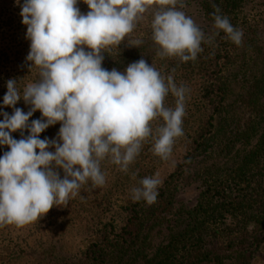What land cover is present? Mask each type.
Wrapping results in <instances>:
<instances>
[{"label":"trees","instance_id":"16d2710c","mask_svg":"<svg viewBox=\"0 0 264 264\" xmlns=\"http://www.w3.org/2000/svg\"><path fill=\"white\" fill-rule=\"evenodd\" d=\"M179 3L178 9L191 17L206 37L218 31L212 13L213 5L219 7L221 14L242 30V43L235 45L220 30L212 43L202 42L203 51L195 60L160 58L152 40V6L137 22L134 36L128 35L118 48L104 50L102 67L107 70L123 71L129 63L143 58L165 77L172 75L177 86L189 90L184 135L175 141L183 144L186 153L162 181L151 205L143 200L134 202L131 189L139 186L142 178L153 176L156 164L151 163L150 173L146 168L129 166L139 180L128 179L126 172L117 169L122 177L103 188L98 211H110L112 198L117 196L123 223L120 227L112 222L102 224L77 264H255L264 258V2L256 10L252 0ZM193 5L196 13L189 11ZM86 6L78 0L79 9ZM20 11L16 7L3 21L10 25L14 39L21 31ZM136 40L142 41L138 47ZM20 61L24 63L16 59L14 64ZM30 63L23 69L0 67V102L9 79L17 80L18 86L26 76L37 74ZM165 104L175 106L171 93ZM161 123L153 121V129ZM59 128V123L49 126L39 138L52 137ZM11 136L22 138L19 130ZM152 143L151 138L144 143L148 145V162H154ZM143 148L135 162L142 158ZM8 150V146H0V156ZM192 187L194 195L186 200ZM48 255L56 257L53 249Z\"/></svg>","mask_w":264,"mask_h":264},{"label":"clouds","instance_id":"9594fccd","mask_svg":"<svg viewBox=\"0 0 264 264\" xmlns=\"http://www.w3.org/2000/svg\"><path fill=\"white\" fill-rule=\"evenodd\" d=\"M83 2L89 9L86 14L77 7L78 0H24L20 5L30 40L26 59L30 69L38 68L39 79L22 90L17 80L7 81L3 105L13 107L22 99L31 107L26 113L20 108L11 115L0 112V146L9 149L0 156V227L37 221L52 207L67 205L89 182L103 186L106 179L100 165L106 158L127 172L149 138L154 155L170 159L176 139L184 135L189 90L143 58L123 71L102 67L104 50L118 48L150 7L155 6L152 40L160 58L195 60L203 51L202 42L212 43L220 30L235 45L242 43V30L215 5L212 15L218 31L206 37L178 9L179 0ZM141 42L136 40L135 46ZM169 93L175 97L174 107L165 104ZM36 111L41 118L29 123ZM156 120L162 123L153 129ZM57 123L56 138H39ZM17 130L19 140L11 136ZM57 169L63 171V178ZM161 183L159 173L142 178L131 189L132 200L151 205Z\"/></svg>","mask_w":264,"mask_h":264},{"label":"rangeland","instance_id":"374dc122","mask_svg":"<svg viewBox=\"0 0 264 264\" xmlns=\"http://www.w3.org/2000/svg\"><path fill=\"white\" fill-rule=\"evenodd\" d=\"M263 2L264 0H252V5L255 7L254 10L259 9ZM23 3L24 0H18V3L17 0H0V67L2 68L23 69L26 63L29 62L26 59L30 50V40L26 38L27 26L21 24L19 37L14 39L10 37L12 33L10 25L3 22L8 19L16 7L20 8ZM88 10V6L83 10L80 9L82 14H86ZM190 10L195 12V5L191 6ZM149 12H151V7L143 15ZM261 17L264 18L263 15ZM194 18L201 21L199 17ZM247 29L248 27L243 29L245 33H248ZM128 35L134 36V33L131 32ZM128 35L125 39L129 38ZM136 37L139 38L140 36ZM16 59H21L24 63L20 61L19 64H14ZM34 68L37 74L33 75L32 78L26 76L18 84V88L22 90L27 83L35 82L39 79V70L35 66ZM0 103H3V101ZM0 107V110L6 107L4 112L11 115L14 108H20L26 113L31 106L26 105L21 99L13 107L4 105ZM40 115L39 111L34 112L29 121L38 119ZM0 120H3V115H0ZM56 136L57 134L48 137V139H54ZM145 146L148 145L143 144V149H145ZM147 150L149 151V149ZM49 151H54V149L50 148ZM185 151L186 148L183 144L175 142L172 155L168 161H163L152 154L154 162H148L145 149V152L140 156L142 158H138L137 162L134 161L130 166L146 168L149 171V166H152L151 163L156 164L157 168L154 175L159 173V177L163 181L167 175L173 172L176 165L182 162ZM100 167L106 179L103 186L94 187L89 182L82 186L77 196L69 199L67 205L52 207L37 221L22 227L15 225L0 227V264H77L81 259L82 252L90 242H93L95 232L101 228L102 224L112 222L116 227H120L123 223V214L117 208L120 205L119 197L115 196L112 198L114 206L112 205L110 211L104 214L98 211L101 202L99 199L103 188L108 187L110 183L122 177L117 172L119 166L112 164L106 158L101 162ZM57 171L60 178H63V171L60 169H57ZM125 176L128 179L139 180V177H136L131 170H128ZM188 191L190 195L187 196L186 200L192 198L193 192H195L193 187ZM98 213H100V217H97ZM52 249L54 250L53 256H56L55 259L48 255V250ZM255 264H264V258L255 262Z\"/></svg>","mask_w":264,"mask_h":264}]
</instances>
